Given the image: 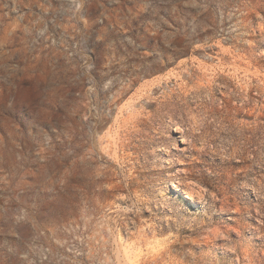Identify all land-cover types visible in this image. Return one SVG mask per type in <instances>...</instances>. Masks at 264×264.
Masks as SVG:
<instances>
[{
	"label": "rangeland",
	"instance_id": "374dc122",
	"mask_svg": "<svg viewBox=\"0 0 264 264\" xmlns=\"http://www.w3.org/2000/svg\"><path fill=\"white\" fill-rule=\"evenodd\" d=\"M0 264H264V0H0Z\"/></svg>",
	"mask_w": 264,
	"mask_h": 264
},
{
	"label": "bare ground",
	"instance_id": "6f19581e",
	"mask_svg": "<svg viewBox=\"0 0 264 264\" xmlns=\"http://www.w3.org/2000/svg\"><path fill=\"white\" fill-rule=\"evenodd\" d=\"M172 187H173L174 189L179 190V191L181 190V189H180L181 187H179L177 183H173V184H172ZM189 196H190V195H189Z\"/></svg>",
	"mask_w": 264,
	"mask_h": 264
}]
</instances>
